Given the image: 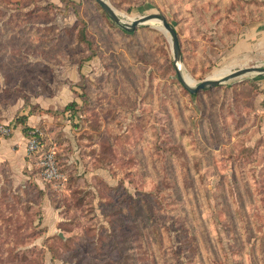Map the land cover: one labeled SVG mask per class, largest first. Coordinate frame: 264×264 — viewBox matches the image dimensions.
<instances>
[{"label":"rangeland","instance_id":"rangeland-1","mask_svg":"<svg viewBox=\"0 0 264 264\" xmlns=\"http://www.w3.org/2000/svg\"><path fill=\"white\" fill-rule=\"evenodd\" d=\"M106 1L122 24L166 16L193 85L264 66L256 52L222 61L264 21V0ZM147 23L128 32L94 0H0V126L49 116L31 128L69 177L60 193L27 157L14 180L20 156L6 140L24 126L0 134V264H111L114 230L131 236L135 264H264V129L240 104L258 75L192 95L170 34ZM55 96L58 108L30 101Z\"/></svg>","mask_w":264,"mask_h":264},{"label":"crops","instance_id":"crops-1","mask_svg":"<svg viewBox=\"0 0 264 264\" xmlns=\"http://www.w3.org/2000/svg\"><path fill=\"white\" fill-rule=\"evenodd\" d=\"M260 54L262 57H264V21L251 23L244 29L243 32L239 34L237 39L235 40L234 44L227 49L226 57L222 59V61L227 60L229 58L235 57V56H247L250 54L255 53ZM255 80L253 82V86L251 87V93L240 96V104L243 105L246 111H249V119L254 117V115L258 114V121L255 125V127H258L259 125H262V128L264 129V76H254ZM54 88V87H53ZM61 99V98H59ZM58 99V96H55V98H50V100L45 99H37L34 97V100L31 99V104H39L41 106H49L53 108H58L61 106V102ZM56 100V101H55ZM18 109L24 107V99H21V102H17ZM51 104V105H50ZM25 108H23L24 110ZM26 111H28L26 109ZM23 113L26 114L25 111ZM17 114V113H16ZM27 115V114H26ZM36 119V120H35ZM45 119L44 125L48 122L47 119H49V116H36V115H30L28 117V126L29 127H35L34 123H38L39 120ZM11 120H5L4 123H7ZM260 121L262 123H260ZM10 145L14 146L15 150L14 152L19 155L16 162H19L18 164L13 163L14 172H13V179H23L22 178V169L27 167V163L25 159L27 158L26 153V141L27 138L22 134V132L19 130L18 133L12 137L9 140H6ZM3 153L0 151V161L5 160L3 158ZM6 154H4L5 156ZM7 160V159H6ZM12 165V162H11Z\"/></svg>","mask_w":264,"mask_h":264},{"label":"water","instance_id":"water-1","mask_svg":"<svg viewBox=\"0 0 264 264\" xmlns=\"http://www.w3.org/2000/svg\"><path fill=\"white\" fill-rule=\"evenodd\" d=\"M106 14L113 20L114 23L120 25L124 30L128 32H133L137 27L148 24L147 21L153 20L162 25V28L170 34L172 39V49L174 55V65L176 68L177 79L182 84V86L187 90L190 94L195 95L201 90H205L207 88H213L223 83H226L230 80H234L240 77H244L247 74L253 73L258 76H264V66H252L248 68H241L235 71L230 72L226 76L222 78H207L200 83L193 85L190 80L188 83L180 71L179 65L182 60V52L179 43L178 33L175 27L170 24L163 14L159 13H150L148 15L141 16L137 19H134L131 23L122 24L121 18L118 16L116 11L112 8V6L106 0H96Z\"/></svg>","mask_w":264,"mask_h":264},{"label":"trees","instance_id":"trees-1","mask_svg":"<svg viewBox=\"0 0 264 264\" xmlns=\"http://www.w3.org/2000/svg\"><path fill=\"white\" fill-rule=\"evenodd\" d=\"M65 1V0H64ZM95 2H97L96 0H94ZM217 1V3L219 4L220 3V1L221 0H216ZM108 2V1H107ZM98 3V2H97ZM109 3V2H108ZM99 4V3H98ZM110 4V3H109ZM67 5H69V2H66V6ZM100 5V4H99ZM216 6H217V4H215ZM238 7H240L239 5L237 6V8H236V10L238 9ZM39 10H46L47 9V6H45V7H40V8H38ZM235 10V11H236ZM235 11H231V12H227V13H229V15H228V17H231L232 18V20L233 21H236V20H234L235 18H234V15H235ZM225 16H226V14H225ZM230 22H231V20H230ZM176 29V28H175ZM258 77H260V76H258ZM262 77V76H261ZM251 85L253 86V83L251 82ZM217 87V86H216ZM202 91V90H201ZM200 92V91H199ZM69 106H67V108H68ZM66 108V109H67ZM30 115H32V114H27V115H23V116H21V117H19V116H17L16 117V119H15V123L13 124V125H11V124H8V126L11 128V130H13L14 129V127L17 125V124H21L22 126H24V128H23V135L26 137V138H29L30 137V133L31 132H33L34 133V135L35 136H37L39 139H40V142H41V146H40V151H39V153H37V154H35L33 157H31V158H29L28 157V161H32V162H35V164L36 165H38V163H39V161H40V159H41V156L44 154V153H46V152H48L49 150H51V149H55V148H51V144H49V142L47 143L46 142V140H45V138L43 137V134L39 131V130H36L35 128H31V127H29V126H27L26 125V120L28 119V117L30 116ZM54 151H56V149L54 150ZM55 158H56V162H57V165H58V168H59V170H60V172L61 173H63L64 175H66L67 176V178H68V180H67V182H65L64 183V186H63V188H62V190L60 191V193L61 192H65V191H67L68 189H67V184H68V182H69V177H68V175L66 174V172L61 168V166L59 165V163H58V158H57V151L55 152ZM30 163V162H29ZM141 211V213L145 216V213H146V211H145V206H143V203H142V201H140L139 203H138V206L136 207V211H134V212H136L137 214H138V212H140ZM138 217H139V214H138ZM138 217H136L135 215L133 216V223H136V221H137V219H138ZM149 219H148V217L145 219V221H148ZM145 221H144V223H145ZM117 222H119L118 224H119V226L120 227H123V225H125V223L124 222H122V220H117ZM116 222V223H117ZM148 227H150V228H152L153 227V225H149V223L147 222L146 223V228H148ZM121 230L123 231V232H125L126 234H128L123 228H121ZM158 232V229H156V227H155V231L153 232L154 233V237H152V239L154 240V241H156V243L157 242H159V240H158V238H161V236H160V234H158L157 233ZM122 235L123 236H121L122 238H121V240H119V234H118V232L116 231V230H114V231H112V233L111 234H109V235H107V236H109V239H108V241H109V243H110V250H109V255H108V258L107 259H109V261H110V263L111 264H135V262H133V260H134V257L131 255H129V254H127L126 253V251L128 250V251H130L131 250V248H130V244H129V246H127V250H126V246H125V244L126 243H128L129 241H130V239H131V236H126L125 237V234H123L122 233ZM161 240L162 241H164L163 240V238H161L160 239V242H161ZM123 245V246H122ZM124 252V253H123Z\"/></svg>","mask_w":264,"mask_h":264},{"label":"built area","instance_id":"built-area-1","mask_svg":"<svg viewBox=\"0 0 264 264\" xmlns=\"http://www.w3.org/2000/svg\"><path fill=\"white\" fill-rule=\"evenodd\" d=\"M12 133L11 128L8 125L0 126V134L4 137L10 136ZM41 142L40 139L34 135L33 132L30 133V137L26 141V153L27 157L31 158L40 151ZM40 170V176L43 181L55 183V187L63 188L66 182V176L60 172L56 158L55 151L53 149L44 153L38 163Z\"/></svg>","mask_w":264,"mask_h":264},{"label":"bare ground","instance_id":"bare-ground-1","mask_svg":"<svg viewBox=\"0 0 264 264\" xmlns=\"http://www.w3.org/2000/svg\"><path fill=\"white\" fill-rule=\"evenodd\" d=\"M150 21H153V20H149V21H147V22H150ZM154 23L158 24V22H156V21H154ZM179 68H180V71H181V70H182V69H181V65H179ZM181 72H182V71H181ZM229 73H230V72H228L227 74H229ZM227 74H225L224 76H226ZM224 76H222V77H224ZM184 77H185L186 81H187L188 83L191 84V82L188 81L187 77H186V76H184ZM222 77H220V78H222ZM211 78H213V77H211ZM214 78H215V79H218V78H216V76H214ZM192 84H193V82H192Z\"/></svg>","mask_w":264,"mask_h":264}]
</instances>
